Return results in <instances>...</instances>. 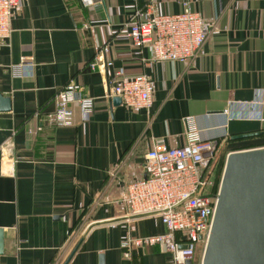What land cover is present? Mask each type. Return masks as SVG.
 Segmentation results:
<instances>
[{
    "label": "crops",
    "instance_id": "0c3cea01",
    "mask_svg": "<svg viewBox=\"0 0 264 264\" xmlns=\"http://www.w3.org/2000/svg\"><path fill=\"white\" fill-rule=\"evenodd\" d=\"M21 0L0 44V264H170L157 245L124 248L127 237L164 233L154 216L132 217L122 185L144 176L145 152L154 144H183L186 115L203 138L229 151L264 147V0H151L155 14L182 3L211 23L203 53L188 62L153 61L134 53L123 24L147 0ZM83 25H86L84 28ZM108 44L112 65L90 70L97 48ZM27 58L31 76L10 66ZM153 80L152 104L130 109L107 96L113 68ZM93 98V111L54 127L39 118L54 109L68 81ZM261 91L258 119H226L228 101H249ZM40 129H37V128ZM261 134L231 139L243 132Z\"/></svg>",
    "mask_w": 264,
    "mask_h": 264
},
{
    "label": "built area",
    "instance_id": "2783aa9c",
    "mask_svg": "<svg viewBox=\"0 0 264 264\" xmlns=\"http://www.w3.org/2000/svg\"><path fill=\"white\" fill-rule=\"evenodd\" d=\"M83 5L94 0H80ZM21 0H0V44L10 32L12 11ZM151 0L144 10L134 9L123 24L134 53L144 49L153 61L188 62L203 53V43L211 23L187 3L175 13L155 14L150 11ZM85 28L86 25H83ZM108 44H102L88 63L90 70L104 73L112 65L105 58ZM34 63L27 58L10 66L14 77L31 76ZM107 96H117L130 109H148L152 104L153 80L149 75L128 76L123 68H113L106 76ZM262 104L261 91L256 89L249 101H228L221 114L227 119H258ZM93 98L81 92L68 80L54 96V109L44 113L40 122L54 127L74 124L73 106L79 120L86 121L93 111ZM183 122V144L165 148L154 144L144 154V176L122 185L121 202L132 217L154 216L166 231L160 234L127 236L121 246L135 248L157 245L170 254V264L192 261L194 250L204 247L217 201L218 185L212 189L211 166L216 156L214 141L203 138L195 117L186 115ZM37 129H40L39 127Z\"/></svg>",
    "mask_w": 264,
    "mask_h": 264
},
{
    "label": "water",
    "instance_id": "95a60500",
    "mask_svg": "<svg viewBox=\"0 0 264 264\" xmlns=\"http://www.w3.org/2000/svg\"><path fill=\"white\" fill-rule=\"evenodd\" d=\"M111 100L120 103L117 96ZM8 108L9 98L0 94V110ZM259 134L261 131L243 132L231 139ZM200 264H264V147L226 154Z\"/></svg>",
    "mask_w": 264,
    "mask_h": 264
},
{
    "label": "rangeland",
    "instance_id": "374dc122",
    "mask_svg": "<svg viewBox=\"0 0 264 264\" xmlns=\"http://www.w3.org/2000/svg\"><path fill=\"white\" fill-rule=\"evenodd\" d=\"M224 154H225L224 149L219 151L218 149H216L215 160L211 166L212 189H215L219 184V179L221 176L223 163H224ZM201 253H202V245L200 243L196 246L194 250L191 264H200Z\"/></svg>",
    "mask_w": 264,
    "mask_h": 264
}]
</instances>
